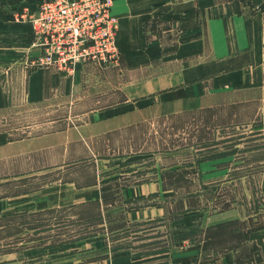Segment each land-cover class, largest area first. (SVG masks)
<instances>
[{
    "label": "rangeland",
    "instance_id": "rangeland-1",
    "mask_svg": "<svg viewBox=\"0 0 264 264\" xmlns=\"http://www.w3.org/2000/svg\"><path fill=\"white\" fill-rule=\"evenodd\" d=\"M32 9L0 18L28 25ZM181 22L144 26L151 47L166 53L155 58L160 73L185 66ZM27 36V53L0 69V200L27 199L36 212L0 216V256L76 254L86 243V262L97 264L193 243L192 264L231 248L236 263L264 264V88L225 87L221 77L214 87L208 77L196 90L143 95L130 82L153 69L47 67ZM153 258L142 263L160 264Z\"/></svg>",
    "mask_w": 264,
    "mask_h": 264
},
{
    "label": "crops",
    "instance_id": "crops-1",
    "mask_svg": "<svg viewBox=\"0 0 264 264\" xmlns=\"http://www.w3.org/2000/svg\"><path fill=\"white\" fill-rule=\"evenodd\" d=\"M40 1L0 0V11L1 13L5 10L17 11L24 7L26 11L33 8L30 11L33 13ZM111 2L112 14L118 22L115 42L120 52L119 68L130 73L142 70L149 72L153 69L152 76L145 75L141 80L130 82L131 89L145 87L146 94L143 95L151 93L153 89L176 88V85L179 90L184 88L196 90L208 77L214 87L217 86L216 79L222 78L225 87L264 88V68L261 71L258 68L264 56V11L259 8L254 10L257 6L250 7L241 0H111ZM173 16L182 20L184 32L189 35V41L181 50L185 52L183 57L187 58L184 60L185 66L173 71L165 70L167 66L162 65L163 72L160 73L161 69L155 58L160 57V53L166 56V53L151 47L154 44L150 45L144 26L148 20L155 17L170 19ZM16 22H20L17 17L14 20L0 18V69L9 66L11 61L28 51L29 24ZM188 47H192V52ZM32 74L40 75L42 72L36 70ZM37 88L41 89V86L37 84ZM2 99L4 101V98ZM261 180L264 191V172ZM142 196L144 194L137 197ZM1 201L5 202L7 207L0 209V216L7 222H10L12 216L20 218L28 212H36L26 208L29 201L27 199L14 202L10 198H3ZM216 221L218 224L224 220ZM90 246L88 245V249ZM197 247L198 245L190 243L178 253L168 249L148 255L121 254L116 257H105L97 264H143L144 258L155 260L153 257H159L160 264H192L200 254ZM26 251L28 250L19 249L17 254L10 252L2 254L0 264H90L86 262V254L91 250L86 252V243L76 254L67 252L62 256L36 254L26 259L23 256ZM238 252L237 248H231L210 264H253L252 261L236 263ZM141 255L145 256L140 258ZM148 264L155 263L151 261Z\"/></svg>",
    "mask_w": 264,
    "mask_h": 264
},
{
    "label": "built area",
    "instance_id": "built-area-1",
    "mask_svg": "<svg viewBox=\"0 0 264 264\" xmlns=\"http://www.w3.org/2000/svg\"><path fill=\"white\" fill-rule=\"evenodd\" d=\"M26 18L31 46L41 52L40 65L67 71L86 63L119 67L111 0H41Z\"/></svg>",
    "mask_w": 264,
    "mask_h": 264
},
{
    "label": "trees",
    "instance_id": "trees-1",
    "mask_svg": "<svg viewBox=\"0 0 264 264\" xmlns=\"http://www.w3.org/2000/svg\"><path fill=\"white\" fill-rule=\"evenodd\" d=\"M241 1L243 3H247L250 7L257 6L259 9H262V11H264V9H263V0H241ZM218 227H221V226H218ZM262 237H264V236H262Z\"/></svg>",
    "mask_w": 264,
    "mask_h": 264
}]
</instances>
